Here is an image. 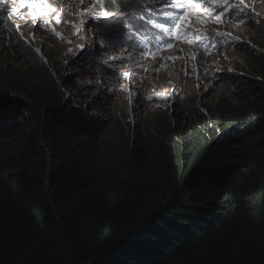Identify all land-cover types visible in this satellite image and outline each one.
I'll return each instance as SVG.
<instances>
[{
	"label": "trees",
	"instance_id": "16d2710c",
	"mask_svg": "<svg viewBox=\"0 0 264 264\" xmlns=\"http://www.w3.org/2000/svg\"><path fill=\"white\" fill-rule=\"evenodd\" d=\"M254 39L243 55L264 80V23ZM1 45L0 106L22 100L31 122L0 143V264H264V82L205 112L117 104L84 121L40 50L5 68Z\"/></svg>",
	"mask_w": 264,
	"mask_h": 264
},
{
	"label": "clouds",
	"instance_id": "9594fccd",
	"mask_svg": "<svg viewBox=\"0 0 264 264\" xmlns=\"http://www.w3.org/2000/svg\"><path fill=\"white\" fill-rule=\"evenodd\" d=\"M104 3L107 5L108 0H104ZM202 3L209 12L223 4L225 15L220 17V23L211 16L202 18L206 22L196 26L201 34L193 32L185 41L175 38L174 30V38L169 40L167 36L161 38L150 30L143 43L133 42L135 47L117 37L115 48L100 49L99 55L85 64L77 45L86 44L88 38L98 34L92 15L87 11L91 9L95 14L102 15L98 0H47V5L45 0H5L0 4V39L5 52L2 64L8 68L9 60L29 58L34 50H40L46 60L59 69L64 85L74 104L79 105L81 113L97 109L111 110L117 104L123 109H131L135 119L138 118V111L146 107L152 111L149 118L153 113L177 112L178 108L187 113H192L194 107L205 112L204 103L220 99L232 102L248 87L256 88L257 92L260 82H264L261 77L251 75L250 65L243 55L245 46L254 48L256 45L252 40L255 27L264 23V0H243V5L240 0H216L210 6L209 0H202ZM244 6L246 11L243 15L233 12L234 8ZM49 9L62 12V21L75 24L79 34H74L75 30L64 23L57 25ZM41 14L51 20V26L42 23ZM16 25H19L18 31ZM51 27H55L64 39L55 36ZM248 28L249 36H244ZM20 33H23V37ZM216 33L230 35L220 36ZM135 35L139 37L140 34ZM232 37L238 39L233 40ZM69 40L71 43L67 42ZM168 42L172 47H166ZM48 44L54 45L61 54H66L60 57L69 63L70 73L61 70L55 63L50 50L46 48ZM141 48L145 55H141ZM258 52L264 55L263 50L259 49ZM109 57L125 59L110 61L113 67H109L102 62ZM235 60L240 63L236 72L231 67ZM113 73V79L116 76L121 78L118 83L106 78ZM41 81L48 85L44 79ZM121 83L129 86L130 92L120 90ZM162 96L167 99H161ZM185 99L189 101L184 103ZM21 103L22 100L4 106L8 109V116L0 121V143L12 144L15 136L23 133L14 126L15 118L25 123L31 122L25 111L18 109ZM91 103H94L93 107ZM51 116L57 118L56 113ZM244 138L248 143L258 141L254 135H245ZM56 151L60 158V152Z\"/></svg>",
	"mask_w": 264,
	"mask_h": 264
},
{
	"label": "snow or ice",
	"instance_id": "6c2138e0",
	"mask_svg": "<svg viewBox=\"0 0 264 264\" xmlns=\"http://www.w3.org/2000/svg\"><path fill=\"white\" fill-rule=\"evenodd\" d=\"M23 2V0H22ZM31 2V0H30ZM216 0H209V6L211 3H215ZM5 3V0H0V4ZM100 8L102 9V15H97L88 9V13L92 15V22L95 25L98 34L94 38H88L86 44L77 45L81 49V59L87 64L89 60L94 59L99 55L100 49H111L117 46V37L120 40L133 44L143 43L148 38V32L154 30L155 33L163 38L167 36L169 40L173 39V31L176 32L177 39L187 41V38L193 33L201 34L200 30L196 27L199 24L206 22L205 17L211 16L213 19L220 23V17L225 15V7L223 4L218 8L212 9L211 12L207 11L202 3V0H108V4L104 3V0H98ZM243 5V0H240ZM47 5V0H45ZM123 8V11H121ZM246 11V6L237 7L233 9V12H238L241 15ZM49 14L54 15L55 23L57 25L64 23L68 27L74 29V34H79V29L75 24H69L67 21H62V12H55L54 9H49ZM83 14V12H81ZM35 16V13H33ZM256 15H259L258 13ZM121 17H124L121 19ZM41 21L44 24L51 26V20L45 18L41 14ZM103 21V23H101ZM35 22V21H34ZM243 23V20H240ZM17 31L19 25H16ZM51 31L55 36L60 39H64L61 33L56 32L55 27H51ZM139 33V37L135 35ZM220 36L230 35L225 33H216ZM23 37V33H20ZM84 37H82L83 39ZM155 38V37H154ZM233 40H237V37H232ZM71 43V41H67ZM95 45V49H93ZM123 47V43L120 45ZM166 47H172V44L168 42ZM37 51H39L37 49ZM71 51V49H69ZM141 55H145L143 49H140ZM159 51V49H158ZM125 59L122 57H109L103 60V64L113 67L110 61H116ZM112 75H107V79L112 80L113 83H118L121 79L116 76L113 79ZM115 90V89H110ZM120 90L129 91L130 88L127 85L120 84ZM161 99H167V97H160ZM130 99V96H129ZM151 99V97H149ZM77 118L87 121L89 119L88 113H76ZM8 116V109L0 106V121H4Z\"/></svg>",
	"mask_w": 264,
	"mask_h": 264
},
{
	"label": "rangeland",
	"instance_id": "374dc122",
	"mask_svg": "<svg viewBox=\"0 0 264 264\" xmlns=\"http://www.w3.org/2000/svg\"><path fill=\"white\" fill-rule=\"evenodd\" d=\"M249 30H250V28L247 29V31H246V33H245L244 36H249L248 35ZM252 41L255 42V39H253ZM239 66H240V63L237 60H235V62H233L232 65H231V67L234 70V72H236V70H237V68ZM45 116H46L45 118L43 117L39 121L40 122V130H43V132H48L49 130H52V126H50V123L47 120V117H48V114L47 113L45 114ZM38 138H39V140H42L41 137L38 136ZM34 144L35 143L33 142L30 148H32L34 146ZM0 153L1 154H5L3 151H0Z\"/></svg>",
	"mask_w": 264,
	"mask_h": 264
},
{
	"label": "bare ground",
	"instance_id": "6f19581e",
	"mask_svg": "<svg viewBox=\"0 0 264 264\" xmlns=\"http://www.w3.org/2000/svg\"><path fill=\"white\" fill-rule=\"evenodd\" d=\"M121 18H123V17H121Z\"/></svg>",
	"mask_w": 264,
	"mask_h": 264
}]
</instances>
